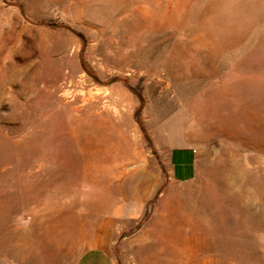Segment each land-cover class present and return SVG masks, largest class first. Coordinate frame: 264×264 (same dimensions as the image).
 I'll return each instance as SVG.
<instances>
[{
  "label": "rangeland",
  "instance_id": "obj_1",
  "mask_svg": "<svg viewBox=\"0 0 264 264\" xmlns=\"http://www.w3.org/2000/svg\"><path fill=\"white\" fill-rule=\"evenodd\" d=\"M146 165L113 264H264V0H0V264H75Z\"/></svg>",
  "mask_w": 264,
  "mask_h": 264
},
{
  "label": "crops",
  "instance_id": "obj_2",
  "mask_svg": "<svg viewBox=\"0 0 264 264\" xmlns=\"http://www.w3.org/2000/svg\"><path fill=\"white\" fill-rule=\"evenodd\" d=\"M191 143L181 137L168 141L162 148L167 155L170 178L174 181L193 180L199 171L203 147H194ZM161 183L162 176L156 166L136 167L125 173L118 181L119 201L99 222L75 264H113L110 249L115 241L117 225L139 219Z\"/></svg>",
  "mask_w": 264,
  "mask_h": 264
}]
</instances>
